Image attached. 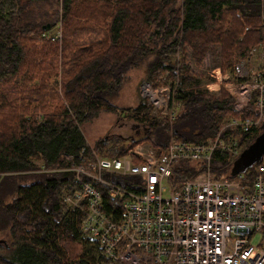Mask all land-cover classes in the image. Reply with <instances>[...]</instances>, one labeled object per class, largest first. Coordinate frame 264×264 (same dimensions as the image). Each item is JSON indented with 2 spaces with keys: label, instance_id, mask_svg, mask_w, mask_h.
Wrapping results in <instances>:
<instances>
[{
  "label": "trees",
  "instance_id": "16d2710c",
  "mask_svg": "<svg viewBox=\"0 0 264 264\" xmlns=\"http://www.w3.org/2000/svg\"><path fill=\"white\" fill-rule=\"evenodd\" d=\"M263 20L264 0H0V264H121L81 231L84 213L63 199L76 190L67 168L90 149L85 126L103 113L138 121L128 142L110 134L93 141L98 154L117 156L139 141L163 151L171 134L206 140L225 118L255 113L253 99L236 111L223 85L210 93L203 85L215 77L192 65L209 54L212 67L232 75L264 40ZM140 67L154 87L175 88L173 120L143 97L133 107L111 102ZM263 129L232 130L240 151ZM237 156L215 150L211 170L231 178ZM101 199L115 219L119 198L102 190Z\"/></svg>",
  "mask_w": 264,
  "mask_h": 264
},
{
  "label": "built area",
  "instance_id": "2783aa9c",
  "mask_svg": "<svg viewBox=\"0 0 264 264\" xmlns=\"http://www.w3.org/2000/svg\"><path fill=\"white\" fill-rule=\"evenodd\" d=\"M55 30L58 37L60 22ZM217 68L208 73L215 77ZM221 80L229 81L223 86L236 111L253 99L256 112L225 118L206 140L171 134L160 152L148 141L117 156L100 155L90 145L67 168L76 190L64 195V202L84 213L81 231L97 239L108 259L121 264H264V159L252 172L248 168L231 178L211 170L215 150L239 154L240 139L232 130L242 135L264 122V40L248 49L232 75L203 86L218 94ZM174 90L169 83L141 85L152 113L169 121L177 112ZM102 190L110 199L119 198L111 208L115 219L100 208Z\"/></svg>",
  "mask_w": 264,
  "mask_h": 264
},
{
  "label": "rangeland",
  "instance_id": "374dc122",
  "mask_svg": "<svg viewBox=\"0 0 264 264\" xmlns=\"http://www.w3.org/2000/svg\"><path fill=\"white\" fill-rule=\"evenodd\" d=\"M54 33L56 32L55 27L53 28ZM189 54V52H187ZM214 67L211 66V56L206 55L203 63L200 67L192 65L193 71H199L201 73H208ZM228 75V72L226 73ZM215 81L219 80L220 74L215 71ZM224 77V74H222ZM129 80L121 86L119 91L113 95L110 100L113 104L118 107H129L135 106L139 99L142 97L141 85L145 81V71L143 67L129 72ZM229 82V81H228ZM217 94V92H214ZM142 125L135 120L128 118H119L113 113H103L95 121L84 128V133L89 144L93 145V141L104 135L110 134L111 138L120 136L123 142H128L130 137H127L134 133L135 130H140Z\"/></svg>",
  "mask_w": 264,
  "mask_h": 264
},
{
  "label": "water",
  "instance_id": "95a60500",
  "mask_svg": "<svg viewBox=\"0 0 264 264\" xmlns=\"http://www.w3.org/2000/svg\"><path fill=\"white\" fill-rule=\"evenodd\" d=\"M50 24H47L43 29H48ZM264 159V129L255 136V138L244 147L234 160L230 174L235 175L251 168L254 164ZM0 241H4L0 239Z\"/></svg>",
  "mask_w": 264,
  "mask_h": 264
},
{
  "label": "crops",
  "instance_id": "0c3cea01",
  "mask_svg": "<svg viewBox=\"0 0 264 264\" xmlns=\"http://www.w3.org/2000/svg\"><path fill=\"white\" fill-rule=\"evenodd\" d=\"M217 69L219 71L220 77L222 78V73L220 72V69L219 68H217ZM214 73H215V71H214ZM221 85H224L225 86L226 84H223V82L221 80V82H219V84H218V88H220Z\"/></svg>",
  "mask_w": 264,
  "mask_h": 264
},
{
  "label": "flooded vegetation",
  "instance_id": "af4514ba",
  "mask_svg": "<svg viewBox=\"0 0 264 264\" xmlns=\"http://www.w3.org/2000/svg\"><path fill=\"white\" fill-rule=\"evenodd\" d=\"M139 132H140V130H135L134 133H132V134L135 135V134H137Z\"/></svg>",
  "mask_w": 264,
  "mask_h": 264
},
{
  "label": "bare ground",
  "instance_id": "6f19581e",
  "mask_svg": "<svg viewBox=\"0 0 264 264\" xmlns=\"http://www.w3.org/2000/svg\"><path fill=\"white\" fill-rule=\"evenodd\" d=\"M213 87H217V83L212 84Z\"/></svg>",
  "mask_w": 264,
  "mask_h": 264
}]
</instances>
